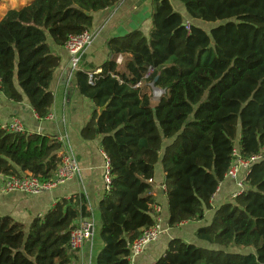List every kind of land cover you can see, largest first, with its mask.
<instances>
[{"label":"trees","instance_id":"16d2710c","mask_svg":"<svg viewBox=\"0 0 264 264\" xmlns=\"http://www.w3.org/2000/svg\"><path fill=\"white\" fill-rule=\"evenodd\" d=\"M119 2L32 0L8 9L0 18V93L13 103L23 96L37 119L46 120L59 65L50 44L64 49L69 35L91 30L93 14ZM178 2L191 20L211 28L187 26L168 0H151L147 37L136 31L109 39L111 58L98 74L94 67L74 71L79 95L94 106L80 137L99 139L110 164V189L98 206L102 250L95 264H130L131 245L156 222L158 164L172 229L202 221L212 210L234 149L244 161L257 159L242 192L195 231L207 247L173 239L153 264H264V0ZM119 56L126 62L121 71ZM150 84L163 92L155 105ZM61 146L53 137L0 126V174L50 182ZM87 208L77 194L57 200L28 226L0 217V264H78L69 233L91 217Z\"/></svg>","mask_w":264,"mask_h":264},{"label":"crops","instance_id":"0c3cea01","mask_svg":"<svg viewBox=\"0 0 264 264\" xmlns=\"http://www.w3.org/2000/svg\"><path fill=\"white\" fill-rule=\"evenodd\" d=\"M7 1L13 7L9 9H15L16 0ZM25 1L19 0V8L26 5ZM168 1L173 11L181 15L185 24L202 27L201 22L193 21L187 16L183 5L178 0ZM151 14V0H120L114 7L93 14L90 30L93 40L80 54L77 69L89 72L90 68L94 67L93 73L98 74L100 72L99 67L111 58L108 55L106 42L109 39L125 37L136 31L147 37L151 28ZM50 46L59 57V65L54 72L50 85V91L54 98L52 119L39 121L23 96L20 102L13 103L0 93V126L8 124L12 119H19L28 134L63 137L62 147L72 150L79 167V176L66 181L51 191L37 196H27L20 193L3 192L4 176L0 174V217L9 216L14 221L28 226L35 218L42 217L51 209L57 200L83 194L88 202L91 216L95 222L97 221L98 227L95 232L93 231L92 238L85 242L79 252L75 253V257L78 264H95L96 258L102 250V242L99 238L101 223L98 206L104 194L102 184L104 161L100 149V140L83 141L80 137V131L93 112L94 106L89 100L79 95L75 87V69L72 68L70 74H66L71 66L68 54L64 49L57 48L53 44ZM115 63L120 71L126 64L125 59L120 56L115 58ZM153 184L158 194L156 207L160 209L159 218L167 232L158 241L149 245L130 264H153L163 255L169 241L173 239H180L186 243L206 248V244L195 239L194 233L198 228L210 224L214 210L229 202L236 188L233 181L225 179L213 197L212 210L205 212L202 221L185 223L170 229L167 227L168 212L164 191H161L163 173L160 164L156 167ZM94 214L97 215V218L94 217Z\"/></svg>","mask_w":264,"mask_h":264},{"label":"built area","instance_id":"2783aa9c","mask_svg":"<svg viewBox=\"0 0 264 264\" xmlns=\"http://www.w3.org/2000/svg\"><path fill=\"white\" fill-rule=\"evenodd\" d=\"M187 25V24H186ZM188 26V25H187ZM93 40V36L90 31H84L78 35H69L64 45V51L70 57V63L72 68L77 69L80 54L88 47ZM151 73L149 68L146 72L145 78ZM89 84H92V74L88 75ZM152 86L153 85H149ZM46 119L51 120L52 115H49ZM1 128L11 133L28 134L23 123L19 119H12L8 124L1 125ZM61 145L64 142L63 137H53ZM103 154V153H102ZM234 161L232 162L229 170L225 175V179L231 180L235 183L236 190L232 193L231 197L238 196L243 190V181L246 175L249 173L250 163L257 158H253L249 161H244L239 158L237 149L232 151ZM57 157L60 159V166L57 170L55 179L41 183L37 178L32 176H4L3 192L5 193H20L27 196H37L42 193L51 191L57 186L62 185L66 181L79 176V167L75 156L70 148H63L57 152ZM103 173L102 184L104 192L109 191L111 185V174L109 160L103 154ZM152 181H149L151 183ZM161 191H164V186H161ZM156 217L155 224L142 232L140 237L133 242L130 247L129 263L136 257H139L145 249L158 241V239L167 232V229L163 226L161 219L159 218V207L156 205L153 207ZM87 210L90 212L88 206ZM94 231V220L91 217L82 220L78 227L73 229L69 233V249L73 253L79 252L84 246L85 242L92 238Z\"/></svg>","mask_w":264,"mask_h":264},{"label":"rangeland","instance_id":"374dc122","mask_svg":"<svg viewBox=\"0 0 264 264\" xmlns=\"http://www.w3.org/2000/svg\"><path fill=\"white\" fill-rule=\"evenodd\" d=\"M28 2H29V0H26L25 1V4H27ZM14 7L15 8H19L20 7L19 6V0H16L15 1ZM9 8H13V7H11V4L7 0H0V18L3 15V13L6 10H8ZM201 25H202L201 28L204 29V30H206V31H208L211 28V26L208 25V24H206V23H201ZM148 94L151 97V103H152V105H155L158 102V100L162 97L163 92L160 91L157 88H154L152 86H149ZM94 217L97 218V215L94 214ZM94 224H95V226H94V232H95L97 230V227H98L97 221L95 222V220H94Z\"/></svg>","mask_w":264,"mask_h":264},{"label":"water","instance_id":"95a60500","mask_svg":"<svg viewBox=\"0 0 264 264\" xmlns=\"http://www.w3.org/2000/svg\"><path fill=\"white\" fill-rule=\"evenodd\" d=\"M71 70H72V65L69 67V69H68V71H67L66 74H70ZM65 76H66V75H65ZM64 79H65V78H64ZM101 110H102V109H100L99 112H100Z\"/></svg>","mask_w":264,"mask_h":264}]
</instances>
